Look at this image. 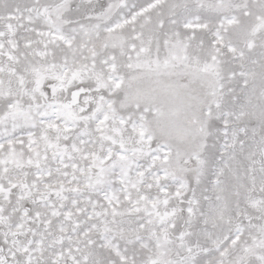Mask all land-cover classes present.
Segmentation results:
<instances>
[{"label": "snow or ice", "instance_id": "1", "mask_svg": "<svg viewBox=\"0 0 264 264\" xmlns=\"http://www.w3.org/2000/svg\"><path fill=\"white\" fill-rule=\"evenodd\" d=\"M0 264H264V0H0Z\"/></svg>", "mask_w": 264, "mask_h": 264}]
</instances>
